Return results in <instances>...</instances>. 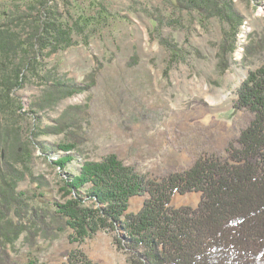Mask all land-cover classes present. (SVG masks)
Returning a JSON list of instances; mask_svg holds the SVG:
<instances>
[{
	"label": "rangeland",
	"instance_id": "obj_1",
	"mask_svg": "<svg viewBox=\"0 0 264 264\" xmlns=\"http://www.w3.org/2000/svg\"><path fill=\"white\" fill-rule=\"evenodd\" d=\"M207 3L201 13L176 0H50L57 19L74 29L72 44L38 58L42 70L28 74L13 92L15 114L7 118L31 155L16 165L23 176L15 194L27 205L21 219L28 222L35 209L49 228L40 230L38 217L26 223L29 228L6 247L11 263L63 264L79 250L97 264H127L113 235L99 232L71 243L70 229L52 223L54 203L70 198L63 189L67 175H76L85 161L114 154L154 179L186 171L203 158H227L228 145H236L253 120L233 106L249 72L264 67V0ZM226 6L242 18L235 40L228 22L215 14V7ZM21 12L31 16L29 24L9 26L25 36L32 18L44 19L38 1L0 0V14ZM56 86L80 92L63 97ZM2 121L0 113V127H9ZM60 123L68 126L56 133ZM61 144L75 148L64 153ZM3 148L2 162L9 159ZM66 155L74 159L60 169L55 162ZM144 199H131L129 212L137 213ZM198 202L196 193L175 195L171 206L196 208Z\"/></svg>",
	"mask_w": 264,
	"mask_h": 264
},
{
	"label": "trees",
	"instance_id": "obj_2",
	"mask_svg": "<svg viewBox=\"0 0 264 264\" xmlns=\"http://www.w3.org/2000/svg\"><path fill=\"white\" fill-rule=\"evenodd\" d=\"M36 1L44 19L32 18L25 36L9 24L28 25L31 16L0 14V113L9 126L0 127V147H4V156L9 155L0 161V264H14L8 260L6 247L38 217V211L30 209V220L24 223L21 218L27 205L15 194L23 176L16 165L26 164L31 155L20 143L19 129L7 120L15 114L11 95L23 88L28 74L35 77L42 70L38 58L70 46L74 32L57 19V8L50 0ZM176 2L201 13L208 10L207 0ZM215 8L235 40L242 18L230 7ZM232 44L229 53L234 52ZM56 88L63 97L80 92L77 87ZM236 95L233 108L253 114V120L240 132L236 145H228L225 160L203 158L186 171L154 179L114 154L99 162L85 161L76 175H67L63 189L70 198L54 203L57 215H52V223L59 221L58 228L70 229L71 243H82L99 232L113 235L127 264H264V67L250 71ZM67 126L60 123L55 132ZM58 148L70 153L75 146L61 144ZM73 159L62 156L55 165L64 169ZM190 193L199 194L196 208L171 206L175 195ZM135 197L145 199L140 210L131 213L129 204ZM37 219L43 222L40 230H48L43 216ZM65 257L63 264H97L79 250Z\"/></svg>",
	"mask_w": 264,
	"mask_h": 264
}]
</instances>
